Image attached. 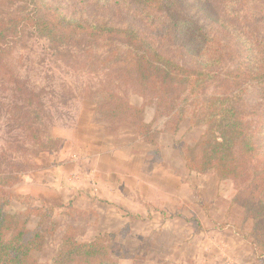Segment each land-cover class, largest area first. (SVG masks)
Returning a JSON list of instances; mask_svg holds the SVG:
<instances>
[{
  "label": "rangeland",
  "instance_id": "374dc122",
  "mask_svg": "<svg viewBox=\"0 0 264 264\" xmlns=\"http://www.w3.org/2000/svg\"><path fill=\"white\" fill-rule=\"evenodd\" d=\"M116 1L40 0L39 3L47 8L48 5L60 7L59 12L68 15L71 25L98 21L132 27L168 58L186 67L195 66L174 35L165 12L154 11L146 15L137 7L129 8ZM184 1L191 14L202 18V25L221 31L215 24H210L204 8L202 11L196 8L199 3L204 7L211 5V10L207 11L218 15L223 12L221 0ZM13 2L5 0L0 8V32L18 33L15 45L11 42L8 47L4 46L7 51H12L4 55L0 67V157L8 143H14L6 151V157L0 159V172L23 173L22 184L27 176L48 184L56 177L50 172L54 163L69 169L68 174L73 179L78 177L77 174L85 175L93 170L105 176L113 168L117 179L120 177L118 181L132 180V188L133 176L139 171H143V179L155 187L154 194L150 191L147 196L151 198L144 202L146 211L141 212L135 209L143 202L133 195L125 196L133 206L123 207L120 201V207L100 196L103 195L100 189L98 192L93 188L89 192V188L81 189L75 184L69 194L62 193L57 203L45 201L41 196L18 195V199L7 206V212L28 218L30 228L34 229L40 219L28 214L27 209H44V230L53 233L47 236L44 248L34 254L38 264H53L69 226L76 228L79 241L119 232L114 242V259L119 264L136 263L135 259H119L122 249L137 256L139 264H264L262 253L254 247L250 235L253 221L245 220V199L234 182L220 181L211 173H192L185 167L182 151L194 146L205 132V127L192 128L190 124L195 110L192 99L186 106L185 119L177 128L173 123L165 126L163 119L154 122L155 108H146L145 121L154 122L158 146L138 139L132 130H124L116 137L106 135L103 123L98 122L93 113L96 102L103 95L101 90L108 85L107 69L103 68L105 61H101L105 58L97 56L102 53V42L71 35L65 39L63 26L68 27V24L62 22L54 25L58 28L56 40L40 37L29 24L11 23L17 21L19 10L15 4L10 5ZM25 4L22 5L24 11L19 13L33 16L38 12L34 2ZM246 4L235 8L238 12L246 11ZM250 9L258 11L260 18L256 21H261L255 22L264 29V0H252ZM235 22L241 29L244 23ZM218 39L227 51L233 50L234 55H238L241 45L235 38L220 32ZM232 67L233 64L227 63L220 70ZM20 89L34 93L39 105L48 111L50 133L63 143L59 152L37 156L30 146H26L28 151L25 153L19 150L26 137L20 127V118H17L24 97ZM227 89L240 96L242 111L252 129L258 132L256 142L264 151V94L253 82ZM30 92L26 94H32ZM128 98L134 106L143 104V99L134 90L128 91ZM156 150L161 152L163 163L148 157L147 153ZM51 155H57V162L52 163L54 156ZM1 178L2 175L0 181ZM22 184L15 186L13 191ZM50 197L55 195L50 194ZM51 209L53 214L48 211ZM190 218L197 221V226L194 227L193 222L191 226Z\"/></svg>",
  "mask_w": 264,
  "mask_h": 264
},
{
  "label": "trees",
  "instance_id": "16d2710c",
  "mask_svg": "<svg viewBox=\"0 0 264 264\" xmlns=\"http://www.w3.org/2000/svg\"><path fill=\"white\" fill-rule=\"evenodd\" d=\"M13 1L10 5L15 4L19 10L17 21L11 23L29 24L40 37L56 40L58 28L54 25L62 22L68 24V27L63 26V38L68 39L66 36L71 35L102 42V53L97 56L105 58L101 61H105L103 68L107 69L108 85L101 90L103 95L96 102L93 113L98 122L103 123L106 135L116 137L124 130H132L138 139L158 146V130L153 123L163 119L165 126L173 123L177 128L185 119L186 106L192 99L195 110L190 124L192 128L205 127V132L194 146L182 151L185 167L192 173H211L220 181L234 182L245 199V220L253 221L250 233L253 245L262 253L264 261V151L256 142L258 132L252 129L242 111L240 96L227 89L253 82L264 94V29L256 25L261 20L256 21L260 18L258 11L250 9L252 0H221L223 12L218 15L207 11L211 10V5L204 7L199 3L198 11L204 8L210 24H215L221 31L202 25V18L191 14L184 0L116 1L129 8L137 7L146 15L154 11L165 12L174 35L195 65L193 68L168 58L132 27L85 21L72 24L76 30L68 15L59 12L60 7L48 5L47 8L39 3L40 0ZM28 2L36 4L38 12L33 16L19 13L24 11L23 3ZM242 3H247V10L238 12L235 6ZM4 4L5 0H0V8ZM235 21L244 23L241 29ZM220 32L239 42L241 50L237 56L233 50L227 51L218 39ZM17 37L16 31L0 32V67L4 55L12 51H7L4 46L8 47L11 42L15 45ZM227 63L233 67L220 70ZM12 80L16 81L15 78ZM129 90H134L143 99L140 107L131 104ZM27 92L30 90L20 89L23 104L20 109L16 107L20 110L17 117L20 127L26 135L19 150L25 153L28 151L26 146H30L37 156L59 152L63 143L50 133L48 111L39 105L34 93L27 95ZM148 106L156 110L153 123L145 121ZM13 144L8 143L6 151ZM6 151L0 157L1 161L6 157ZM147 155L155 162L163 163L159 150ZM4 161L8 163V160ZM22 174L0 172V264H38L34 254L44 248L47 236L53 234L44 230V209H27L28 214L40 219L34 229L30 228L28 218L7 212V206L18 199L13 188L23 183ZM48 211L53 214L52 209ZM118 234L105 233L91 241H79L76 228L69 226L53 264H119L114 259V242ZM119 259H135L134 264H139L137 256L123 249Z\"/></svg>",
  "mask_w": 264,
  "mask_h": 264
},
{
  "label": "crops",
  "instance_id": "0c3cea01",
  "mask_svg": "<svg viewBox=\"0 0 264 264\" xmlns=\"http://www.w3.org/2000/svg\"><path fill=\"white\" fill-rule=\"evenodd\" d=\"M51 156L53 157L54 155ZM57 158V155H55L51 160L52 163H54V161L57 162ZM111 171L112 172H110L109 174L102 176L97 170H93L85 175L77 174L78 177H76V179H73V177L68 174L69 169L64 168L58 163H54L52 170H50V172H52V174L56 176L54 182L48 181V184H43L42 182H38V180L34 179V177L27 176L25 177L24 184L15 189V193L19 196H41V198L45 201L57 203L58 201L60 202L59 199H61L62 193L69 194L70 189L72 188V184H75L74 186H77L81 189L89 188V192H91L93 188H97L98 192L100 189L101 193L103 194L100 196H102L109 202L118 204L120 207V201L122 202L123 207L130 208V205L133 206L130 200L125 199L126 195H133L135 198H139V200L143 202V204L137 205L139 207H137L135 210H139V212L143 210L146 211V209H144L146 207L144 202L151 198L147 196L149 195L150 191H152V194H154L155 187L151 185L149 181H145L143 179L144 176L141 175L143 174V171H139L138 175L133 176V188L132 186H130V184L132 185V180L122 179L118 181L120 177H118L117 179V177L115 176L116 173L113 172V168L111 169ZM73 180L75 183H72ZM75 180L79 181L76 182ZM50 194H54L55 197L51 198ZM188 222L192 226L193 221L191 220V218L188 220ZM193 224L194 227L195 225L197 226V221L193 222Z\"/></svg>",
  "mask_w": 264,
  "mask_h": 264
}]
</instances>
